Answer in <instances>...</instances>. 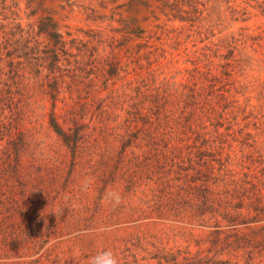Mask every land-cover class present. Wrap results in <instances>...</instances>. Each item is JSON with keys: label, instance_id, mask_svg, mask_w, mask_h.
Wrapping results in <instances>:
<instances>
[{"label": "rangeland", "instance_id": "1", "mask_svg": "<svg viewBox=\"0 0 264 264\" xmlns=\"http://www.w3.org/2000/svg\"><path fill=\"white\" fill-rule=\"evenodd\" d=\"M102 247L264 264V0H0V264Z\"/></svg>", "mask_w": 264, "mask_h": 264}, {"label": "clouds", "instance_id": "2", "mask_svg": "<svg viewBox=\"0 0 264 264\" xmlns=\"http://www.w3.org/2000/svg\"><path fill=\"white\" fill-rule=\"evenodd\" d=\"M90 264H119V260L113 248L102 247L90 257Z\"/></svg>", "mask_w": 264, "mask_h": 264}, {"label": "trees", "instance_id": "3", "mask_svg": "<svg viewBox=\"0 0 264 264\" xmlns=\"http://www.w3.org/2000/svg\"><path fill=\"white\" fill-rule=\"evenodd\" d=\"M58 131V130H57ZM212 262H210V264H211ZM190 264V263H189ZM213 264H226L225 262H217V261H215V262H213Z\"/></svg>", "mask_w": 264, "mask_h": 264}]
</instances>
